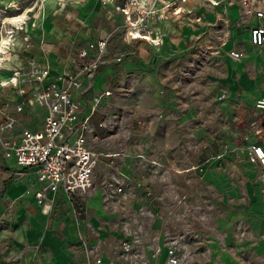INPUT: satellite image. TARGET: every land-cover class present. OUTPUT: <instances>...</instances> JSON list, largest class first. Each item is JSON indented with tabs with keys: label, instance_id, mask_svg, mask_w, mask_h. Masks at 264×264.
I'll return each instance as SVG.
<instances>
[{
	"label": "rangeland",
	"instance_id": "obj_1",
	"mask_svg": "<svg viewBox=\"0 0 264 264\" xmlns=\"http://www.w3.org/2000/svg\"><path fill=\"white\" fill-rule=\"evenodd\" d=\"M43 4L39 0H0V34L6 35V31L16 28L23 40V36L27 34L26 29L14 27L8 18L24 13L32 6L33 11L28 13L31 22L34 12L39 7L42 9ZM16 5L18 8H14ZM233 6H237L234 0H207L205 8H202L204 18L181 22L182 25L188 24V27L184 32L171 36L169 43H167L169 36L177 31L173 20H167L169 24L164 27L162 41L158 44L143 39L131 40L126 37L124 28L117 21L95 15L94 20L84 24L75 19V16L67 17L65 14L68 11H75L74 0H67L66 7L52 20H40L39 34L35 31L28 32L37 42L38 38H41L39 35L48 34L46 30L51 23L58 27L62 24V31L57 28L59 31L57 36L46 37L45 41H60L71 48L75 47V44L78 46L83 44L86 38V36L75 37L76 29L88 28L90 37L99 35L105 30L109 37L110 54L113 56L119 53L140 54L142 49L146 54L150 52L155 55L162 54L151 58L149 64L153 68L152 72H155L156 77L163 84V93L170 96V102L163 108L168 109L170 104V109L175 113L158 111L159 107L151 100L153 86L144 73L129 75L111 68L109 69L111 80L109 79L107 84L111 94L107 97L106 106L99 107L92 115L90 138L95 148L103 153L99 163L104 158H115L119 155L124 157L142 154L153 157L154 150L151 143L152 140L157 139L154 135H158L157 131L161 128L172 131L175 148L160 150L159 158L153 157L160 163V174L157 178L154 176V186L151 185V181L143 185L144 188H149L147 191L150 190L147 194L148 202L140 207L138 213L118 214L120 218L133 223L138 222L150 231H153L150 224L157 222L161 237L164 239V246L168 249L167 253L172 251L176 254L179 257V264H217L215 260L210 259L209 246L203 240L201 230V224L207 222V214L215 198L205 193L207 187L203 183L202 172L206 164H201V167L191 173L177 171L171 175L172 179L168 186L163 180L162 171L165 167L162 164H168L167 157L171 158L173 155L176 159H181V162L185 156L197 162L203 161L207 153L214 151L225 156L236 144L251 139H257L264 144V126H262L264 116L259 117L253 107L256 97L264 91V54L263 58L259 56V50L263 52L264 48L256 50L258 58L254 56L253 59L258 66L256 72L245 61V65L240 66H238L239 62L233 61L230 49L244 46V42L238 40L246 31L239 7L232 8ZM60 32L63 33L61 36ZM164 48L168 49L164 51ZM23 51L25 50L16 44L10 52L17 53L21 57ZM26 59L28 61H21V65L17 63L16 66L30 72L29 58ZM7 68L13 69L10 61L4 62L0 71L9 73L14 71ZM244 68L246 74L250 73L249 79H252L249 85L241 81V75H245ZM234 71L240 72L241 75L232 73ZM3 79L10 78L3 77L0 79V84ZM34 84V80L32 82L30 80L23 86L27 91ZM9 88L10 84L3 86L2 91L6 92ZM26 96L27 93L21 95V102L24 105L28 104ZM78 96L88 104L93 92L86 97L80 92ZM0 104L5 108L2 100ZM5 121H0V182H2L0 194L4 193L13 178L18 177L2 154V151L4 152L2 131L7 128L3 125ZM159 136L163 138V134L160 133ZM164 136L166 137V134ZM144 138L147 145L143 147ZM127 143L128 150L125 149ZM106 153L111 154L105 155ZM98 166L97 164V168ZM255 169L257 178L262 184L264 199V176L257 167ZM3 171L7 172L5 178ZM95 185L105 193L103 199L110 204L123 200L124 188L127 186L119 183L115 176L104 172H99L96 176L93 187ZM30 186H34V181L30 182ZM122 186L123 190H119ZM168 187L172 190L170 195L166 192ZM112 188L115 190L113 196L110 195ZM144 193L146 194V191ZM13 211L14 205L11 203L0 212V264H31L33 261H26L29 254L15 252L9 244L8 226L14 224L11 218ZM39 253L38 250L32 252V258L38 259Z\"/></svg>",
	"mask_w": 264,
	"mask_h": 264
},
{
	"label": "crops",
	"instance_id": "obj_2",
	"mask_svg": "<svg viewBox=\"0 0 264 264\" xmlns=\"http://www.w3.org/2000/svg\"><path fill=\"white\" fill-rule=\"evenodd\" d=\"M41 1L39 0V2ZM123 1L107 0V4L104 5L102 0H74L75 11H68L65 15L67 17L75 16V19L84 24H87L89 20H94L95 15L103 16L109 20L117 21L124 28V15L116 8V5L122 4ZM66 2L67 0H45L42 5L44 7L42 9L39 7L34 12L35 15L32 21L36 19L37 25L32 26L29 22L25 26L26 31H35L36 34H39L41 29L38 28V22L40 20H52L56 14L63 11ZM190 2L192 4L190 6L194 8L192 13H184L181 16L169 19L175 22L174 26L177 31L169 36L167 43L172 38L171 36H176L186 30L188 24L184 23L182 25L181 22L204 18L202 8H205L207 0H191ZM234 2L239 7V13L246 31L241 34L240 38L237 36L238 41L244 42V46L230 49V51H241L244 56L239 60L231 58L233 61L239 62L238 66L247 62L256 72L258 66H256L253 59L256 56V50H259L260 47L251 43L250 28L257 23V19L254 16L244 14L241 0H234ZM257 4L264 9V0H258ZM237 6L232 8H237ZM167 24H169L167 20L160 23L162 31H164ZM62 27V24H59L58 27L51 23L49 29L46 30L48 34L39 35L41 38H38L37 42H35L34 36L32 38L29 33L31 36L30 48H25L24 42L18 34L16 44L20 45L25 51L22 52L21 57L17 53H12L11 57H13L10 65L13 69H7L19 68L16 66L17 63L21 65V61H28L26 58H29V60L34 59L38 62H48L52 77L66 71L76 74L78 68L75 58L78 51L89 41L106 35L107 31L103 30L99 35L94 34V37H90L88 28L76 29L75 37L86 36V38L83 44L80 46L75 44V47L71 48L60 41H45L46 37L57 36V32L59 33L57 28L62 31ZM60 33L61 36L63 33ZM167 46L170 48L169 44ZM168 48L163 50L165 51ZM259 53V56L263 58L264 51L259 50ZM93 55L94 52H90L86 61H90ZM161 55H155L152 52L146 54L142 49L140 54L125 55L119 53L113 56L110 54L109 49L107 62L101 65L95 75L87 73L79 75L81 86L75 88L73 98L81 103L80 116L84 117L91 114L94 96L108 89L107 84L111 80L109 69L111 68L129 75L144 73L153 86L152 103L159 107V112L167 111L174 114L175 112L170 109V104L168 109L163 108L166 103L170 102V96L163 93V84L156 77L155 72H152L153 68L149 64L151 58ZM117 56H121L120 61L114 59ZM232 65L236 68L234 64ZM246 72L244 68V76L238 71L232 73H239L241 81L249 85V81L252 79H249L250 73L246 74ZM11 75L12 73L8 71H0V79L3 77L10 78ZM0 86V101H3L5 107L2 108L0 104V121L5 120L7 115L16 117L12 127L3 129V140L19 139L25 128L40 130L44 127L46 108L43 105L38 103L34 105L27 104L24 105L22 111H17V105L22 103V94L12 85L6 92L2 91L3 86L1 84ZM80 92L85 97L93 92V97L88 104L86 100L78 96ZM263 94L264 91L259 93L256 99ZM105 100L104 106L108 103L107 97ZM93 114L94 112L91 114V118ZM142 133L144 136V131ZM157 133L158 135H154L157 136V139L153 138L151 147L154 150L153 157L159 158L160 150L175 148L173 143L174 134L169 129L165 131L162 128ZM160 133L163 134L162 139L159 136ZM165 138H167V141H165ZM143 140L142 145L144 147L147 145V141L145 138ZM249 141L236 144L225 156L214 151V153H207L203 161L197 162L185 156L181 162V159H176L173 155L171 158L167 157L168 164H162L165 167L162 171L163 180L167 183V186L172 179L171 175H174L177 171L191 173L194 169L201 167V164H206L202 172V180L207 187L205 193L209 197L215 198V201L207 214V222L201 224V230L203 240L209 246L210 259L215 260L217 264H264V199L262 184L257 178L256 166L249 162L246 151L236 150L239 147L244 148ZM90 142L92 144L91 138ZM262 145L264 146V144ZM125 149H129L128 143ZM2 154L15 172H25V174L13 178L4 193L0 194V212L7 205L11 203L14 205L11 217L14 224L8 226L9 244L15 252L29 254L26 261H33L31 264H95V258L102 257V263L100 264H157V262L159 264L164 263L166 260L169 253H167L168 249L164 246V239L161 237L157 222L154 221L150 224V227L153 228V231H150L138 222L133 223L120 218L118 214L138 213L140 207L148 202L147 194L150 193V190L147 191L149 188H144L143 185L151 181V185L154 186V176L157 178L160 174V163L153 157L136 154V156L119 157V155L115 158L100 160L99 166L95 170L94 182H96V176L99 175V172H104V174L115 176L119 183L127 185L122 196L124 198L119 203L110 204L107 201L105 202L103 199L105 193L99 189L98 185H95L86 193L78 194L73 199L68 198L64 193L58 192L55 194L54 209L50 215H47L41 211V206L37 201L36 191L39 189L40 184L37 181V173L34 168H23L17 164L15 158L6 157L3 151ZM3 173V178H5L7 172L3 171ZM31 181H34L33 187L30 186ZM1 185L2 182H0ZM111 191L110 195L113 196L114 188ZM144 191H146V194ZM166 192L169 195L172 194L169 187ZM86 201L87 205H85ZM159 246H161V252L157 258L155 250ZM36 250L40 252L39 260L32 258V252Z\"/></svg>",
	"mask_w": 264,
	"mask_h": 264
},
{
	"label": "built area",
	"instance_id": "obj_3",
	"mask_svg": "<svg viewBox=\"0 0 264 264\" xmlns=\"http://www.w3.org/2000/svg\"><path fill=\"white\" fill-rule=\"evenodd\" d=\"M107 4V0H102ZM191 0H124L116 8L124 15L126 37L131 40L143 39L148 42H161L163 31L160 23L170 18L193 12ZM258 0H241L244 14L254 16L257 23L250 28V41L254 46L264 47V9L257 4ZM0 42L2 34H0ZM16 28L6 31L8 42L4 47L11 51L15 47ZM25 48L31 47V36L27 32L23 36ZM90 52L94 55L86 61ZM109 52V37L104 35L89 41L78 51L75 62L78 72L66 71L52 77L49 74L48 62L29 60L30 72L21 68L14 69L13 77L8 83L17 88L20 94L27 93L28 104L36 103L46 108L44 127L40 130L25 128L19 139L3 140L6 157L15 158L23 168L32 167L37 173L40 184L36 191L37 201L44 214L50 215L54 209L55 194L64 193L73 199L81 193H86L94 182L95 170L102 155L90 142L91 114L105 103L111 94L109 89L97 93L92 101V113L80 116L81 103L73 98V90L81 86L80 74L95 75L102 64L107 62ZM230 56L240 59L243 52L231 50ZM121 60V56L114 58ZM34 80L35 84L29 90L23 84ZM5 85V84H2ZM23 103L16 107L22 111ZM255 113L264 116V94L259 96L254 104ZM4 127H12L16 117L7 115ZM264 126V123L262 124ZM238 151L245 150L249 162L257 167L264 176V146L257 139H251ZM17 175L24 171L15 172ZM122 187H119L121 190ZM52 194V195H51ZM161 246L155 250L160 256ZM102 263V257L95 258V264ZM159 264H179V257L172 251Z\"/></svg>",
	"mask_w": 264,
	"mask_h": 264
},
{
	"label": "bare ground",
	"instance_id": "obj_4",
	"mask_svg": "<svg viewBox=\"0 0 264 264\" xmlns=\"http://www.w3.org/2000/svg\"><path fill=\"white\" fill-rule=\"evenodd\" d=\"M45 0H42V2H44ZM216 3V1H214ZM14 8H18V6L16 5ZM34 8H27V12H24V13H18L17 15H14L12 17H10L11 19H9V22L12 23L14 25V27H17L19 29H24L26 24H28L30 21H29V18H30V14L29 11H32ZM25 11V10H24ZM27 14V16H26ZM36 21V20H35ZM34 21L30 22L32 26H36L37 25V22H35V24H33ZM19 30L17 31V34H18ZM17 37L18 35H16L15 37V43H16V40H17ZM8 42V37L3 35L2 36V39H1V42H0V68L3 67V63L4 62H7V61H11L12 60V57H11V54L12 52L8 51L5 49L4 45L5 43ZM156 44H158L159 42H155ZM241 59V58H240ZM236 60H239V59H236ZM49 74H50V70H49ZM13 77V73L12 75L10 76V79ZM10 79H3V81H1V85L2 84H5V85H2V86H7L9 85L8 83V80ZM103 154V153H102ZM111 153H106L105 155H110Z\"/></svg>",
	"mask_w": 264,
	"mask_h": 264
}]
</instances>
